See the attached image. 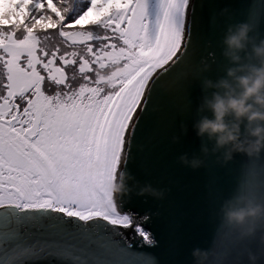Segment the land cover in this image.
Listing matches in <instances>:
<instances>
[{
  "label": "snow or ice",
  "instance_id": "6c2138e0",
  "mask_svg": "<svg viewBox=\"0 0 264 264\" xmlns=\"http://www.w3.org/2000/svg\"><path fill=\"white\" fill-rule=\"evenodd\" d=\"M196 7L0 0V264H157L131 242L157 246L153 216L111 189L160 86L198 55ZM239 197L264 205V167L249 170Z\"/></svg>",
  "mask_w": 264,
  "mask_h": 264
},
{
  "label": "water",
  "instance_id": "95a60500",
  "mask_svg": "<svg viewBox=\"0 0 264 264\" xmlns=\"http://www.w3.org/2000/svg\"><path fill=\"white\" fill-rule=\"evenodd\" d=\"M194 2L201 34L198 55L185 66L179 80L160 86L156 107L142 122V138L126 172L134 180L128 181L133 191L124 196L125 205L153 216L152 230L158 243L153 248H138V240H131L129 233L125 235L136 251L151 254L157 264H197L193 255L197 249L208 254L205 264H250L249 253L257 257L256 264H264V226L254 236L243 238L221 214L225 202L239 197L249 170L264 167V151L252 157L235 154L225 164L222 153L203 155L201 147L211 149L212 144L206 138H197L192 130L194 122L211 115L198 111L204 97L211 95L204 81L219 80L230 66L223 55L229 27L247 23L250 11L255 10L260 15L252 36L264 39V0ZM208 51L215 53V62L208 59L201 63L200 56L206 57ZM182 126H187L186 136L182 135ZM177 136L179 143L174 142ZM184 154L200 157L204 166L195 171L183 166L179 157ZM145 185L163 192V198L138 195Z\"/></svg>",
  "mask_w": 264,
  "mask_h": 264
},
{
  "label": "clouds",
  "instance_id": "9594fccd",
  "mask_svg": "<svg viewBox=\"0 0 264 264\" xmlns=\"http://www.w3.org/2000/svg\"><path fill=\"white\" fill-rule=\"evenodd\" d=\"M254 28L249 23L230 26L223 40L224 57L230 66L219 80H205L204 87L211 90V95L204 97L198 107L203 115L194 122L192 130L197 138H205L212 148L201 147L204 156L222 153L223 162H230L235 154L249 157L264 151V39L252 36ZM111 88L115 84L105 80ZM187 126H182V135H187ZM175 143L180 137L174 138ZM179 163L185 167L198 170L205 161L198 156L189 158L187 154L179 157ZM89 170H86V174ZM134 180L125 173L118 184H113L112 192L117 195H130L133 189L128 181ZM71 193V185L65 186ZM141 196L163 198L164 193L145 185L137 192ZM225 222L237 229L243 238L255 235L257 229L264 225V205L247 198L238 197L227 201L221 209ZM197 264H205L208 254L199 249L193 253ZM250 264H256L257 257L249 253Z\"/></svg>",
  "mask_w": 264,
  "mask_h": 264
},
{
  "label": "rangeland",
  "instance_id": "374dc122",
  "mask_svg": "<svg viewBox=\"0 0 264 264\" xmlns=\"http://www.w3.org/2000/svg\"><path fill=\"white\" fill-rule=\"evenodd\" d=\"M96 17H95V15H93L92 17H91V19H95ZM87 23V22H86Z\"/></svg>",
  "mask_w": 264,
  "mask_h": 264
},
{
  "label": "trees",
  "instance_id": "16d2710c",
  "mask_svg": "<svg viewBox=\"0 0 264 264\" xmlns=\"http://www.w3.org/2000/svg\"><path fill=\"white\" fill-rule=\"evenodd\" d=\"M18 35H19V33H18ZM55 39V38H54Z\"/></svg>",
  "mask_w": 264,
  "mask_h": 264
}]
</instances>
